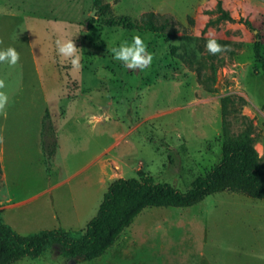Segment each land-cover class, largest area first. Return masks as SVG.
Wrapping results in <instances>:
<instances>
[{
  "label": "rangeland",
  "instance_id": "obj_1",
  "mask_svg": "<svg viewBox=\"0 0 264 264\" xmlns=\"http://www.w3.org/2000/svg\"><path fill=\"white\" fill-rule=\"evenodd\" d=\"M218 1L234 21L201 35L217 16ZM159 4L173 5V15L140 12ZM115 6L0 0V48L19 53L16 65L0 64V91L8 95L0 126L18 125L12 130L28 134L47 100L43 158L54 151L56 128L62 148L44 160L40 143L15 137L28 146L5 150L9 185L0 166V208L63 181L91 160L85 173L2 214L20 235L84 230L108 185L139 170L185 191L219 163L223 142L246 136L264 164V67L253 51L258 43L264 60V0H115ZM133 35L153 55L144 70L112 59L111 48ZM70 38L82 53L78 68L57 52L58 42ZM209 39L222 50L210 54ZM18 113L25 119L14 121ZM257 256L264 257V199L224 191L189 208L144 209L94 261L69 262L54 248L14 264H243Z\"/></svg>",
  "mask_w": 264,
  "mask_h": 264
},
{
  "label": "trees",
  "instance_id": "obj_2",
  "mask_svg": "<svg viewBox=\"0 0 264 264\" xmlns=\"http://www.w3.org/2000/svg\"><path fill=\"white\" fill-rule=\"evenodd\" d=\"M215 13L217 16L207 21L201 35L210 26L222 21H234L223 10L220 1L216 4ZM147 24L151 29V19H148ZM253 51L255 62L264 67L258 43L254 44ZM56 131L57 128L53 130L51 138L54 151L47 154L44 160L57 149ZM136 175L128 179H116L108 185L95 215L84 230L59 228L20 235L4 223L0 209V264L36 260L54 248L69 262H90L102 256L144 209L189 208L207 196L224 191L236 192L255 200L264 199V164L259 162L246 136L238 141L223 142L219 163L207 174L195 177L185 191L165 182H156L140 170Z\"/></svg>",
  "mask_w": 264,
  "mask_h": 264
},
{
  "label": "crops",
  "instance_id": "obj_3",
  "mask_svg": "<svg viewBox=\"0 0 264 264\" xmlns=\"http://www.w3.org/2000/svg\"><path fill=\"white\" fill-rule=\"evenodd\" d=\"M99 1L101 3V6L110 4V6L114 7V9L116 8L115 0H109V1L108 0H99ZM154 6H149L147 9L140 10L141 14H144V13L147 14V13L151 12V13H154L157 15V13L162 12L163 14L168 15L167 17H169L170 16L169 11L171 12L172 15L175 11V7L173 8V5H171V7L163 6L162 4L157 5L158 7L156 5H154ZM46 105H47V100L43 99V102H42V105L40 106V111H39V113H41L42 115H40V114L38 115L39 116L38 119L40 120V123L38 120L36 122L37 124L34 126V128H32L31 131H28V134L25 133L26 130L24 128H20V130H17V129L12 130L13 128H16L18 125L13 126V127H11V129H8L6 131H5V128L3 125L0 126V166L2 169V180H3L4 184L9 185L8 184V178L6 175V167L4 166L5 150L6 149L12 150V151L17 150V148L21 144L28 146V142L26 140H24V139L21 140L20 138L15 139V137L20 136V134H22V136L25 135L29 139V141L35 140V143H37L38 145L40 143L39 146L41 147L42 159H44L43 158V150H42V146H41L42 139H44L43 135H41V122H42V119L44 116V110H45ZM5 116H7V114L2 115L1 117H5ZM15 116L17 117V119H15L14 121L22 120V119H25V117H26V115L24 113H21V114L18 113V114H15ZM21 126L22 125L20 124L19 127H21ZM35 136H36V139H34ZM39 140H40V142H39ZM56 142H57V146L59 148V154H60V151L62 148H61V134L59 131L56 132ZM42 162H43V160H42ZM90 163H91V160L88 162V164L86 166L84 165L81 168H79L78 170H76L75 173L68 175V177L65 178L63 181L59 180L57 183H54L52 186H49L46 189H40L38 192H36L33 195H30L28 197L18 199L16 197H13L14 194H12L13 196H11V197H13V198L10 199L11 201L9 200L10 202L6 203L5 205H3L2 208H0L2 210V214L3 213L5 214L7 211H10V210H14V209H17L19 207H23V206L32 204L35 201L39 200V198H41L42 196L50 194L54 189L58 188L60 185L69 182L71 180V178L77 177V176L85 173L86 169L90 166ZM243 264H264V257L257 256L254 258H245L243 261Z\"/></svg>",
  "mask_w": 264,
  "mask_h": 264
},
{
  "label": "clouds",
  "instance_id": "obj_4",
  "mask_svg": "<svg viewBox=\"0 0 264 264\" xmlns=\"http://www.w3.org/2000/svg\"><path fill=\"white\" fill-rule=\"evenodd\" d=\"M206 49L210 54H216L222 50V46L215 39H209L206 42ZM112 59L122 63L126 69L144 70L148 68L153 61V55L147 50L146 43L140 35H133L130 40H124L117 47L111 48ZM57 52L64 58L70 59L74 67H79L80 55L77 53V47L72 38L64 42H58ZM19 59V53L14 47L0 48V64L8 66L16 65ZM107 75H110L108 73ZM5 87V82L0 80V89ZM8 102V95L5 91H0V115L4 113L5 105Z\"/></svg>",
  "mask_w": 264,
  "mask_h": 264
}]
</instances>
